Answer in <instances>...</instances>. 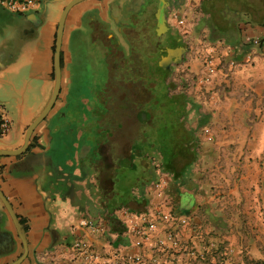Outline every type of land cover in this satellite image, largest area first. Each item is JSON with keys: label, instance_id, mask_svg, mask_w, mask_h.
I'll use <instances>...</instances> for the list:
<instances>
[{"label": "crops", "instance_id": "obj_1", "mask_svg": "<svg viewBox=\"0 0 264 264\" xmlns=\"http://www.w3.org/2000/svg\"><path fill=\"white\" fill-rule=\"evenodd\" d=\"M68 1L43 0L25 13L0 6V104L9 125L0 149L21 147L27 126L48 102L54 86L53 45ZM193 1L204 34L180 60L179 80L190 100L185 124L197 139L196 159L187 179L179 182L152 158L155 178L141 192L138 184L151 164L149 155L134 148L146 133L134 117L150 103L135 107L132 83L115 82L93 122L62 123L59 117L69 78V41L77 33L98 42L107 65L111 54L130 60V36L135 27L147 28L151 8L143 7L145 0H82L68 11L57 98L34 128L26 151L0 154V190L27 242L20 264H264V47H251L247 59L242 43L245 35H264V0H214L206 14L199 9L202 0ZM208 48L224 68L202 83L201 59ZM230 58L235 65L225 64ZM70 130L73 143L62 147ZM158 181L163 184L155 187ZM249 196L259 205L252 215L242 207L251 202ZM125 209L153 219L167 209L172 219L141 239L128 228L136 220ZM167 231L173 232L175 244L167 240ZM77 239L92 251L88 260L72 247ZM22 251L0 200V264L11 263ZM128 255L139 259L130 261Z\"/></svg>", "mask_w": 264, "mask_h": 264}, {"label": "rangeland", "instance_id": "obj_2", "mask_svg": "<svg viewBox=\"0 0 264 264\" xmlns=\"http://www.w3.org/2000/svg\"><path fill=\"white\" fill-rule=\"evenodd\" d=\"M190 1L193 0H184V5L176 9L180 14L186 16L188 33L182 34L180 30L178 31L177 28L175 29L178 31L179 35L182 36L187 49L193 45L198 37H202L204 34L201 28H199V23H197V14L194 9H192V6L189 5ZM148 18L149 19H146L148 20L147 28L144 27V29L141 30V35H143V37L140 38L136 33L133 35V38L130 36L134 46L130 60L123 59L121 53L116 55L111 54L110 61L107 65V60L105 59L104 53L101 51L98 42H88L83 40L77 33L71 41H69L67 50L68 61L65 65L69 72V78L65 84V105L61 109V117H59L62 123H66L70 120H73L71 122H74L75 120L78 121L79 118H81L82 121H85L86 119L87 121L93 122L99 117L98 113L103 110L101 108L103 105L102 102L105 99H109L112 95V91L114 90L113 85L117 81L132 83L134 87L133 101L135 107H138L139 104L148 105L154 100L152 98L156 95V90L160 93L163 91L162 83L156 84L157 81H161L162 77L160 76L159 79L157 76H151V73H148L144 58L142 59V56L138 53L143 52L144 54H147L153 47V45L145 43L150 41V39L146 40L147 34H152L154 28V20L151 16ZM158 20L161 21V18ZM168 22L169 24H173L170 16ZM154 32L156 34V27L154 28ZM120 43L126 48V44L122 41H120ZM151 54L149 53V57ZM180 62L181 61L174 63L170 73L165 80H162L165 85L168 83L167 85L169 86L170 94L183 92V86L181 87V82L179 80L181 73ZM70 128L74 129L72 125H70ZM72 137V130H70L68 132V138L60 142L62 143V147H71V144L73 143ZM76 142H79V140ZM251 192H253V190H251ZM262 197L264 199V190H262ZM248 198H250V196ZM250 199L251 202L250 200L247 201L242 207L244 208L243 211L245 210V213L252 215L253 212L258 211L259 205L257 203H252V198ZM261 210L263 219L261 225L263 229L261 249L262 254L264 255V200ZM251 222L257 223V220Z\"/></svg>", "mask_w": 264, "mask_h": 264}, {"label": "trees", "instance_id": "obj_3", "mask_svg": "<svg viewBox=\"0 0 264 264\" xmlns=\"http://www.w3.org/2000/svg\"><path fill=\"white\" fill-rule=\"evenodd\" d=\"M213 1L202 0L199 5L200 11L206 14L208 12L207 5ZM151 18L153 19L152 16ZM155 18L158 20L161 15L155 14ZM159 23V20L156 24L154 23L156 34L154 28L152 34H147L146 40L150 39V41L145 43L153 45V47L148 51L150 54L152 53L150 57H148V54H144L146 56L144 62L151 76H157L159 79L160 76L162 77L159 83H162L163 91L160 93L156 90L154 100L149 104V107L135 113L136 121L144 125L146 133H144V140L134 142V148L136 150L140 149L143 154L149 155L148 162L150 164L152 158L156 159L159 169L171 174L173 180L183 182L187 179L189 167L196 159L197 139L194 130L188 128L185 124L188 114L187 104L190 100L183 92L170 94L168 83L165 85L162 80H165L170 73L172 65L183 58L186 45L180 42V35L176 29L173 28V33L168 35L169 25L164 22V25L159 26ZM134 30L137 36L141 34L140 27H135ZM239 30L240 28H236L237 32ZM142 37L143 35L140 36V38ZM208 37L213 39L210 34H208ZM158 43L160 44V50L157 46ZM242 43L249 49V45ZM138 53L142 56L143 52ZM153 166L151 164L147 169H144L142 179L138 184L140 192L146 184L154 180ZM124 195L126 196L127 192Z\"/></svg>", "mask_w": 264, "mask_h": 264}, {"label": "built area", "instance_id": "obj_4", "mask_svg": "<svg viewBox=\"0 0 264 264\" xmlns=\"http://www.w3.org/2000/svg\"><path fill=\"white\" fill-rule=\"evenodd\" d=\"M43 0H0V6L7 9L8 11L14 13H25L29 11H33L37 9ZM189 5L192 6V9H195L198 4L195 1H190ZM170 19L173 21V24L176 26L178 31L180 30L182 34L188 33L186 16L184 14H180L178 11L173 10L170 13ZM181 34V33H180ZM243 42L249 45V49L245 52V56L247 59H250L251 47L262 48L264 47V35L263 36H248L245 35ZM228 66H233L236 64V61L232 58L228 59L225 63ZM220 68H224V63L221 61L219 57H214L212 48H208L206 54L201 59V75L200 81L202 83L207 82L210 77L215 74ZM8 121L5 118L3 108L0 104V138L5 135L8 130ZM161 182V183H160ZM163 184V181H158L154 183L155 187H160ZM125 213L135 217L136 222L131 224L130 227L136 233V235L141 239H146L149 235V232L158 227L160 222H167L172 219V213L166 210H159L155 213V218H148L146 213H132L125 209ZM130 213V214H129ZM80 224L89 226L97 230V227H94L88 221H82ZM166 238L171 244H175V238L172 231L166 232ZM160 243L163 241L160 240ZM72 247L74 250L79 252L84 260H88L92 251L88 247V245L82 241L81 239H77L74 241ZM127 259L130 261L138 260L139 257L137 255H128Z\"/></svg>", "mask_w": 264, "mask_h": 264}, {"label": "water", "instance_id": "obj_5", "mask_svg": "<svg viewBox=\"0 0 264 264\" xmlns=\"http://www.w3.org/2000/svg\"><path fill=\"white\" fill-rule=\"evenodd\" d=\"M82 0H69L59 17L58 25H57V31H56V37H55V44H54V52H53V69H54V86L51 92V95L49 97L48 102L46 103L45 107L41 110V112L31 121V123L27 126L25 134H24V139H23V144L21 147L14 149V150H5V149H0V154H21L24 151H26L28 144H29V139L30 136L34 130V128L37 126V124L44 119V117L47 115V113L50 111L52 108L57 95L59 93L60 89V47H61V41H62V33H63V26H64V21L67 16L68 11L70 8L75 5L76 3L80 2ZM161 7H165L167 5V2H163V0H160ZM165 22V16H161V21L159 23V26L164 25ZM0 200L2 201L6 211L8 212L12 222L15 225V228L17 230V233L22 241L23 245V251L21 255L14 261L8 264H20L21 261L26 257L27 255V242L25 239V234L21 228V224L19 220L17 219V216L15 215L11 204L8 202L7 198L4 196L2 191L0 190Z\"/></svg>", "mask_w": 264, "mask_h": 264}, {"label": "flooded vegetation", "instance_id": "obj_6", "mask_svg": "<svg viewBox=\"0 0 264 264\" xmlns=\"http://www.w3.org/2000/svg\"><path fill=\"white\" fill-rule=\"evenodd\" d=\"M167 2V5L165 7H161V4L158 2V0H145L144 4H143V7H150L151 8V15L154 19V23L156 24L157 23V19L155 18V14L157 15H164L165 16V22L169 25V30L167 32L168 35H171L173 33V28L175 29L176 26L172 23L169 24L168 22V18H169V15L170 13L173 11V10H176L178 9L179 7H181L184 3V0H166ZM178 32V31H177ZM179 34V33H178ZM177 40V38H176ZM180 42H183L184 43V40L182 38V36L180 35ZM158 49L160 50V44L158 43ZM187 51V47L185 49V52ZM184 52V54H185ZM183 54V56H184ZM16 260V259H15Z\"/></svg>", "mask_w": 264, "mask_h": 264}]
</instances>
